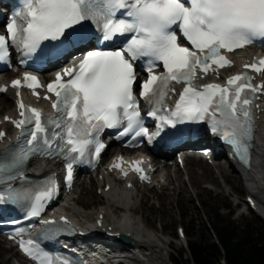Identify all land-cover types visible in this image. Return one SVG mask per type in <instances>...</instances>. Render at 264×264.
<instances>
[{
	"label": "snow or ice",
	"instance_id": "6c2138e0",
	"mask_svg": "<svg viewBox=\"0 0 264 264\" xmlns=\"http://www.w3.org/2000/svg\"><path fill=\"white\" fill-rule=\"evenodd\" d=\"M85 22L99 30L97 39L103 41L131 36L120 49L86 51L78 64L56 73L47 90L56 97L52 108L57 115L45 116L38 108L19 103L21 118L11 122L20 129V139L0 153V204L31 201L28 215L40 216L44 201L52 199L56 188L52 183L35 194L14 188L12 182L26 178L28 161L34 156L61 157L71 181L74 164L84 162L87 154L99 158L106 148L100 134L121 125V136L131 133L151 142L166 126L207 122L212 133L232 145L245 164L249 162L259 110L256 101L264 95V83L253 84L254 77L247 72L229 77L223 85L209 83L197 88L193 81L197 68L207 75L215 71L212 65H232L221 49L231 52L264 38V0H25L6 24L7 35L0 34V61L8 59L10 44L31 55L49 40L60 42L48 53L59 56L67 47L89 39L86 31H74L76 26L84 28ZM177 32L191 47L179 43ZM144 57L148 58L143 65L148 79L140 81L139 96L151 106L146 114L159 121L152 134L144 126L134 92L138 79L135 62ZM157 61L162 62L163 73H155ZM244 67L264 72V57ZM25 80L29 88L41 86L34 75L26 73ZM173 81L185 86L170 110L165 99L175 92ZM21 86L20 80L12 81L13 88ZM5 135L0 132V139ZM135 170L143 171L139 165ZM61 220L67 224L63 217ZM43 223L44 234L63 230L54 219ZM20 247L39 264H70L66 258L44 251L34 239H21Z\"/></svg>",
	"mask_w": 264,
	"mask_h": 264
},
{
	"label": "rangeland",
	"instance_id": "374dc122",
	"mask_svg": "<svg viewBox=\"0 0 264 264\" xmlns=\"http://www.w3.org/2000/svg\"><path fill=\"white\" fill-rule=\"evenodd\" d=\"M187 163L192 170L193 179L198 183L197 188L194 183H190L191 178L187 175V170L179 169L180 173H184L181 180L186 182L189 192L182 182L186 194L173 193L170 185L164 192V194H170L159 195L158 199L155 197V192L158 190L159 193H163V191L155 188L152 191H140L134 196L135 203L143 202L140 204L142 213L140 218L146 226L155 230L163 240L171 242V246H165V256L157 255L156 258L154 257L153 264H172V260L179 257L189 241L196 242L201 238L217 240L211 218L215 213L218 214V209H220L219 215L222 220L233 221L236 226H244L255 219L245 205L249 190L244 178L234 173L225 160H221V164L225 167L226 173L224 171V175L222 172L224 176L220 177H217L213 171L206 176L201 165H195L189 160ZM174 175L175 172H173ZM94 179L99 180L97 176ZM102 188L99 189V186L93 182L83 185L81 190L77 191V194L80 192L78 207L84 215L95 212L103 204L96 201L100 197L99 193L102 192ZM118 190H121V187ZM228 202L231 203L232 210L235 212L234 216L225 209V204ZM178 226L185 229L187 235L185 242L181 243L176 239ZM254 226L257 228L259 224ZM14 254L16 252L8 250L0 242V264H14Z\"/></svg>",
	"mask_w": 264,
	"mask_h": 264
},
{
	"label": "bare ground",
	"instance_id": "6f19581e",
	"mask_svg": "<svg viewBox=\"0 0 264 264\" xmlns=\"http://www.w3.org/2000/svg\"><path fill=\"white\" fill-rule=\"evenodd\" d=\"M249 55L250 52H244L238 55L237 58L245 59ZM3 80L8 81L9 79L6 78L5 75L3 76ZM0 106H2L0 108L1 117H3L5 114H10L13 112L15 103L14 96L10 91L0 97ZM188 160L189 162H194L195 165H201L206 176H209L212 171L217 175V177L224 176L226 173L225 167L222 166L220 160L217 161L215 165L207 164L199 157H191ZM227 162H229L228 166L233 170L234 173L239 176H243L250 193L249 195L257 201L258 210L262 215H264V117L259 124L256 139L255 157L253 159L251 169L241 173L239 167H236L228 159ZM188 165L189 164H187L186 170L187 175L191 178L190 183H194L197 188L198 183L193 179L192 170ZM48 168L49 166H46L43 163H33L30 170L34 174H39L43 171H46ZM164 169H166L167 172L162 175H156L154 177V186L149 187L148 189L127 191L124 188L118 190L116 186H114L110 191L105 192V185H100V187H103V191L96 201L100 204H103H101V206L95 212H90L84 215L81 210H79V203L78 201H75V195L77 192H74L72 198L65 197L63 199V204L69 207L67 212L81 225H85L87 223L90 224L93 218L94 223L100 214L105 213L108 226H112L114 229H117V231H119L121 234L131 235L133 241L132 244L128 246V249L132 252L140 251L142 253V258H139L136 261L137 264H153L154 257L156 258L157 255L165 256V246H171V242L168 240H163L160 235L155 232V230L149 229L146 226L145 222L140 218L142 214L140 212V204L143 202L135 203L134 196L139 191H152L154 187H160L163 193H159L158 190L155 192V197L158 199L159 195L163 196L165 194H170H164L170 185L172 186L173 193L181 192L182 195L186 194V182L181 180L183 179L184 173H180L179 169L173 171L171 167L165 166H163L161 171H164ZM172 171L175 172L174 176ZM93 181L95 183V179ZM182 182L184 183L185 187L183 186ZM89 228L92 229L91 227ZM177 246H179V244H177ZM13 257L17 258V254H14Z\"/></svg>",
	"mask_w": 264,
	"mask_h": 264
},
{
	"label": "trees",
	"instance_id": "16d2710c",
	"mask_svg": "<svg viewBox=\"0 0 264 264\" xmlns=\"http://www.w3.org/2000/svg\"><path fill=\"white\" fill-rule=\"evenodd\" d=\"M225 207L233 216L231 204ZM219 211L211 218L217 240L189 242V249L172 264H264V222L255 217L244 226H236L233 221L222 220Z\"/></svg>",
	"mask_w": 264,
	"mask_h": 264
},
{
	"label": "water",
	"instance_id": "95a60500",
	"mask_svg": "<svg viewBox=\"0 0 264 264\" xmlns=\"http://www.w3.org/2000/svg\"><path fill=\"white\" fill-rule=\"evenodd\" d=\"M123 242H124L125 244H130V243H131V239L128 238V237L123 238Z\"/></svg>",
	"mask_w": 264,
	"mask_h": 264
}]
</instances>
